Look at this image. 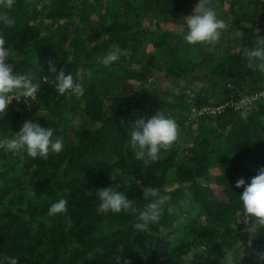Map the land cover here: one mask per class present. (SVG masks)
<instances>
[{
	"label": "trees",
	"instance_id": "trees-1",
	"mask_svg": "<svg viewBox=\"0 0 264 264\" xmlns=\"http://www.w3.org/2000/svg\"><path fill=\"white\" fill-rule=\"evenodd\" d=\"M225 1L211 4L222 8ZM228 1L220 18H228L225 35L244 36L245 48H229L223 36L215 46L172 39L170 31L188 32L177 14L199 0H14L0 8L15 21H0L5 47L17 59L14 71L32 75L37 85L34 96L11 102L0 118V138H12L31 120L52 128L53 140L64 145L47 159L0 146V264L5 257H18L19 264H220L226 256L253 264L250 252L264 248V231H253L236 181L250 183L264 166V96L248 103L246 121L233 105L192 113L264 89V73L245 58V49L264 37V22L254 25L257 15L264 18V0ZM113 44L131 55L105 66L100 61ZM156 49L165 63H157ZM60 69L84 86L82 97L59 94ZM156 71L207 79L160 87ZM110 76L124 88L113 87ZM161 109L177 123L179 139L158 161L138 160L127 146L133 122ZM108 186L126 194L132 208L98 213L96 189ZM142 187L171 197L144 232L134 224L154 198L145 200ZM61 198L67 217L49 216Z\"/></svg>",
	"mask_w": 264,
	"mask_h": 264
},
{
	"label": "clouds",
	"instance_id": "clouds-1",
	"mask_svg": "<svg viewBox=\"0 0 264 264\" xmlns=\"http://www.w3.org/2000/svg\"><path fill=\"white\" fill-rule=\"evenodd\" d=\"M14 0H0V8L7 9L12 6ZM0 21L12 26L15 21L7 14L0 12ZM188 32L184 40L189 44H212L215 46L221 39L223 31L228 27L224 20L219 19L212 7L211 0H199L194 6L193 13L186 17ZM6 40L0 34V118L7 115L9 105L16 95L32 97L37 91V85L33 83L30 74H19L14 71L16 57L6 47ZM130 49H121L118 44H113L107 54L100 61L109 66L119 61L122 56H130ZM245 58L250 65H255L261 73H264V37L255 41L254 46L245 49ZM12 61V62H9ZM50 71L56 72L55 63L49 60ZM56 88L60 95L68 93L78 99L85 93L81 83L74 82L73 76L60 69L56 75ZM250 104V102H249ZM249 104H242L240 118L247 120L251 112ZM54 130L50 127H41L38 123L26 120L18 132L12 138H0V146L12 152L26 150L32 158L41 157L47 159L50 150L60 153L63 150V141L60 138L53 140ZM130 143L127 145L138 160L156 162L160 159L161 150L168 151L179 139V129L175 120L167 118L163 110H158L151 118H139L133 122V130L130 133ZM113 179H115L112 176ZM236 187H243L240 195L243 209L246 215L254 218L252 225L256 236L264 231V166L257 170V174L246 182L241 177L236 181ZM143 197L148 200L154 198L146 209L139 215L140 223H135L134 228L140 232L148 229L149 224L157 223L161 217L163 206L171 199L169 195H160V190L152 187L141 188ZM96 195L101 203L97 208L98 213L127 212L132 208L133 201L123 192L116 191L112 186L97 188ZM68 201L61 198L48 209L49 216L63 214L67 217ZM172 211L171 208L168 209ZM68 228L72 221L66 220ZM253 264H264V248L252 249L250 252ZM7 264H19L18 257H5ZM220 264H234L231 257H224Z\"/></svg>",
	"mask_w": 264,
	"mask_h": 264
},
{
	"label": "rangeland",
	"instance_id": "rangeland-1",
	"mask_svg": "<svg viewBox=\"0 0 264 264\" xmlns=\"http://www.w3.org/2000/svg\"><path fill=\"white\" fill-rule=\"evenodd\" d=\"M196 4H194L190 9H187V10H184V11H181L177 14V17L179 18H182V19H185L186 21V17L190 16L192 13H193V9H194V6ZM229 6V1L226 0L224 3H223V7L222 8H218L216 6H212L217 14V17L220 19L221 17H223L221 14L224 15V11L225 9H227ZM248 6H244V8H247ZM246 11H248V9H246ZM255 16V15H254ZM225 22V24L227 25L228 23V18L224 16V18H222ZM256 21V22H255ZM255 21H254V25L256 26H259L261 25L262 22H264V18L262 17H258V15L255 17ZM40 24L42 26H45L46 29L51 32L53 31V27L50 26V25H46L44 23V21L41 19L40 21ZM247 23H251V22H248V21H243L240 25H245ZM239 29V26H236L234 31H237ZM175 31H177V33H179V37H177V35L174 33ZM175 31H172V34H171V31H170V35H172V39H174L175 41H182L184 40V35L187 34V32H183L181 28H177ZM225 31V30H224ZM223 31L222 33V36L224 39H226L227 41V46L229 48H239V47H244L243 43H244V36L242 35H234V36H228L225 35V32ZM246 47V46H245ZM244 47V48H245ZM157 52V57H156V61L157 63H165V57L163 55V50L162 49H156L155 50ZM9 62H12V61H9ZM16 63H17V59L15 61V66H16ZM156 73H158V71L155 72V75H154V78L153 79H157V85L160 86V87H164V86H167V85H171L173 83H176V82H184V81H187V80H194L195 82H200L201 80H206L207 78L199 75V74H196V75H184L182 77H172V76H167L165 75L164 73H162L163 75H157ZM159 74V73H158ZM89 77L88 73L87 72H83L82 73V79H87ZM109 81L110 83L113 85V87H115L116 89L118 90H122L124 88V86L122 85L121 81H120V78L118 76H110L109 77ZM227 83L229 84H232V80H229ZM154 99V102H158L157 98H153ZM239 100V99H226V102H225V106H220L219 104H213V105H206V106H209L212 110L210 111L211 113H219V108H218V105L219 107H221V109H224L227 105H233L234 103H236V101ZM222 104V103H221ZM204 106V107H206ZM203 107V108H204ZM202 109V108H201ZM201 109L197 110V109H193L192 110V113L193 114H196L198 113ZM186 135H190V133L186 132ZM173 185V183H168L167 184V187H171Z\"/></svg>",
	"mask_w": 264,
	"mask_h": 264
},
{
	"label": "built area",
	"instance_id": "built-area-1",
	"mask_svg": "<svg viewBox=\"0 0 264 264\" xmlns=\"http://www.w3.org/2000/svg\"><path fill=\"white\" fill-rule=\"evenodd\" d=\"M22 96L23 95H16L14 97V99L12 100V102L20 99ZM262 96H264V89H261L259 91H255L253 93H250L248 95H245V96L239 98V100H237L236 103L233 104V106H235L236 108H241L242 104H248L249 102H251L257 98H260ZM219 105L225 106V103H222ZM219 105H218V108H219V111H221L222 109H221V107H219ZM211 110L212 109L209 106H206V107L202 108L199 112H202V111H209L210 112Z\"/></svg>",
	"mask_w": 264,
	"mask_h": 264
}]
</instances>
